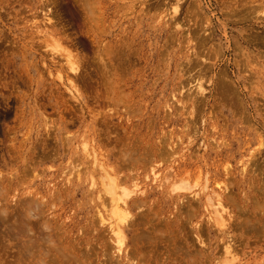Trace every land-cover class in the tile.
I'll return each instance as SVG.
<instances>
[{
	"label": "rangeland",
	"instance_id": "374dc122",
	"mask_svg": "<svg viewBox=\"0 0 264 264\" xmlns=\"http://www.w3.org/2000/svg\"><path fill=\"white\" fill-rule=\"evenodd\" d=\"M0 105V264H264V0H0Z\"/></svg>",
	"mask_w": 264,
	"mask_h": 264
},
{
	"label": "bare ground",
	"instance_id": "6f19581e",
	"mask_svg": "<svg viewBox=\"0 0 264 264\" xmlns=\"http://www.w3.org/2000/svg\"><path fill=\"white\" fill-rule=\"evenodd\" d=\"M44 1V0H43ZM49 1V0H48ZM84 1V0H83ZM51 4V3H50ZM49 4V5H50ZM47 5V4H46ZM45 5V6H46ZM84 5V4H83ZM85 8H87V7H85ZM86 10H88V9H86ZM174 12H176V11H174ZM89 13V12H88ZM47 14V13H46ZM91 14V13H90ZM228 15V14H227ZM45 16H47V15H45ZM45 16H44V18H45ZM49 16V15H48ZM240 17V16H239ZM176 18V17H175ZM248 20V19H247ZM244 21V20H243ZM48 22V21H47ZM177 22V21H176ZM179 23V22H178ZM47 24V23H46ZM175 24V23H174ZM44 25V24H43ZM46 26V25H45ZM45 26H44V28H45ZM48 27V26H47ZM52 27V26H51ZM192 34V33H191ZM207 37V36H206ZM53 38V37H52ZM196 38V37H195ZM194 37H193V39H195ZM203 38H205V37H203ZM208 38H209V34H208ZM240 38V37H239ZM261 38V37H260ZM200 39H202V38H200ZM257 39V38H256ZM203 40V39H202ZM197 41V40H196ZM204 41H205V39H204ZM204 41H203V43H204ZM209 41V40H208ZM260 41V40H259ZM58 44V43H57ZM56 44V45H57ZM59 44H60V42H59ZM207 44V43H206ZM262 44H263V42H262ZM201 45V44H200ZM65 46V45H64ZM241 46V45H240ZM58 48V47H57ZM61 48V47H60ZM65 49H66V47H65ZM64 51V50H63ZM72 51H73V49H72ZM116 51V50H115ZM71 53H73V52H71ZM117 54V53H116ZM74 55V54H73ZM62 57V56H61ZM114 57V56H113ZM201 58V57H200ZM76 59V58H75ZM118 60V59H117ZM200 60V59H199ZM60 61H63L62 59L60 60ZM192 61H193V59H192ZM191 61V62H192ZM58 62V61H57ZM79 62V61H78ZM54 63V62H53ZM68 63V62H67ZM199 63V62H198ZM56 64V63H55ZM71 64H73V63H71ZM75 64V63H74ZM79 64V63H78ZM70 65V64H69ZM80 65V64H79ZM119 65V64H118ZM192 65V64H191ZM200 65V64H199ZM60 66V65H59ZM62 66H65V64L64 65H62ZM74 66V65H73ZM193 66V65H192ZM196 66V65H195ZM207 66V65H206ZM72 67V66H71ZM203 67H205L204 65H203ZM209 67V66H208ZM211 67V66H210ZM66 69H67V67H65ZM191 69V68H190ZM209 69V68H208ZM68 70V69H67ZM78 70V69H77ZM206 70H207V68H206ZM64 71V70H63ZM74 71V70H73ZM72 71V72H73ZM197 71V70H196ZM195 71V72H196ZM79 72H80V70H79ZM61 73V72H60ZM75 73V72H74ZM199 73H200V71H199ZM64 74V73H63ZM68 74H70V73H68ZM78 74V73H77ZM59 76V75H58ZM67 77H68V75H66ZM75 76V75H74ZM73 76V77H74ZM222 77H223V75H222ZM68 79H70V78H68ZM222 79V78H221ZM71 80V79H70ZM72 82V81H71ZM223 85H224V83H223ZM221 86H222V84H221ZM190 89V88H189ZM198 89V88H197ZM195 92V91H194ZM193 94V93H192ZM191 94H189V96H190ZM197 95V94H196ZM203 96V95H202ZM201 96V97H202ZM196 98H197V96H195ZM194 97V98H195ZM198 101V100H197ZM1 106V105H0ZM200 109V108H199ZM1 156V155H0ZM94 160V159H93ZM117 174V173H116ZM1 177V176H0ZM111 177V176H110ZM113 177V176H112ZM114 178V177H113ZM121 179H123L122 177H121ZM128 180V179H127ZM114 181V180H113ZM9 183V182H8ZM120 185V184H119ZM134 185V184H133ZM121 186V185H120ZM132 186V185H131ZM12 187V186H11ZM134 187V186H133ZM4 190H6V189H4ZM109 190V189H108ZM111 190V189H110ZM115 190V189H114ZM121 190V189H120ZM119 190V192H121L122 193V191H120ZM1 191V190H0ZM112 191V190H111ZM118 191V190H117ZM133 191V190H132ZM137 191V190H136ZM119 192H118V194H119ZM113 193H115V192H113ZM117 194V195H118ZM126 195V194H125ZM130 195V194H129ZM5 197V196H4ZM53 197H54V195H53ZM129 197V196H128ZM135 197V196H134ZM219 197V196H218ZM8 198V197H7ZM27 198V197H26ZM32 198V197H31ZM110 199H111V197H109ZM118 198H119V196H118ZM3 199V198H2ZM1 199V200H2ZM21 199V198H20ZM25 199V198H24ZM33 199V198H32ZM32 199L31 200H29V198H27V199H25L26 200V202H23V204L21 205V203H19L20 205L19 206H22V207H20V208H22L21 209V215L23 216V223H24V225H23V223H21L22 221L21 220H19V223H21L23 226H25V228L23 229V230H21L22 232H21V238H22V240H21V243H19V244H21V251H23L22 253H23V258H25V259H29L30 257H31V255H37V258H39L42 254H43V250L45 249V247H43V245L42 244H40L41 243V240H39V238L41 237V235H42V233L40 232V228H36V224H40L41 222H38V221H35V219H34V221H35V223H32L31 222V220H30V218L32 217V218H35V217H37L38 215H39V213L41 212L40 211V208H41V205H43L41 202H36V200H34V201H32ZM46 199V198H45ZM113 199V198H112ZM120 199V198H119ZM128 199V198H127ZM126 199V200H127ZM0 200V201H1ZM114 200H116V199H114ZM122 200H124V199H122ZM13 201V200H12ZM30 201V202H29ZM104 201V200H103ZM32 202H34V203H32ZM43 202V201H42ZM116 202V201H115ZM114 202V203H115ZM145 202V201H144ZM143 202V203H144ZM111 203V202H110ZM130 203V202H129ZM139 203V202H138ZM142 203V202H141ZM217 203V202H216ZM52 204V203H51ZM55 204V203H54ZM116 204V203H115ZM119 204V203H118ZM121 204V203H120ZM134 204V203H133ZM132 204V205H133ZM146 204V203H145ZM2 205V204H1ZM113 205V204H112ZM144 205V204H143ZM18 206V207H19ZM125 206V205H124ZM137 206V205H136ZM140 206V205H139ZM6 207V206H5ZM108 207H109V205H108ZM115 207V206H114ZM11 208H13V207H11ZM141 208V207H140ZM8 209H10V208H8ZM37 209V210H36ZM47 209V208H46ZM136 209H138V207L136 208ZM5 210V209H4ZM11 210V209H10ZM18 210H19V208H18ZM35 210H36V212H35ZM118 210V209H117ZM120 210H121V208H120ZM124 210V209H123ZM223 211V210H222ZM14 212V211H13ZM142 212V211H141ZM146 212V211H145ZM150 212V211H149ZM20 213V212H19ZM18 213V214H19ZM122 213H124V212H122ZM140 213V212H139ZM142 213H144V212H142ZM7 214V213H6ZM44 214V213H43ZM8 215V214H7ZM20 215V216H21ZM122 215V214H121ZM125 215V214H124ZM222 215V214H221ZM21 216V217H22ZM40 216H42V214L40 215ZM117 216V215H116ZM43 217V216H42ZM42 217H40V218H42ZM49 217V216H48ZM109 217H111V216H109ZM142 217H144V215L142 216ZM10 218V217H9ZM31 218V219H32ZM38 218V217H37ZM126 218H128V217H126ZM1 219V218H0ZM12 219V218H11ZM18 219H19V217H18ZM21 219V218H20ZM125 219V218H124ZM140 219H141V217H140ZM139 219V220H140ZM3 220V219H2ZM48 220V219H47ZM54 220V219H53ZM58 220V219H57ZM127 220V219H126ZM143 220V219H142ZM248 220V219H247ZM223 221V220H222ZM127 222H128V220H127ZM140 222V221H139ZM17 223V222H16ZM15 223V224H16ZM46 223V222H45ZM50 223V222H49ZM54 223V222H53ZM117 223V222H116ZM249 223V222H248ZM4 224V223H3ZM21 224H19L18 225V227H17V230H18V228H20L19 226L21 225ZM44 225V224H43ZM51 225H52V223H51ZM58 225V224H57ZM57 225H55V226H57ZM127 225L129 226V224L127 223ZM126 225V226H127ZM10 226V225H9ZM45 226V225H44ZM1 227V226H0ZM28 227H30V229H28ZM113 227H114V225H113ZM16 228V227H15ZM31 228H32V230H33V232H34V235H35V238H31V239H35L34 241H32L31 242V239H29L30 237H29V234L31 233V231H30V233L29 232H27V231H29V230H31ZM241 228V227H240ZM263 228V227H262ZM9 230V229H8ZM48 230V229H47ZM55 230V229H54ZM60 230V229H59ZM116 230V229H115ZM118 230V229H117ZM162 230V229H161ZM251 230H252V228H251ZM42 231V230H41ZM53 231V230H52ZM39 232H40V234L41 235H39ZM49 232V231H48ZM58 232V231H57ZM64 232V231H63ZM248 232V231H247ZM252 232V231H251ZM254 232V231H253ZM4 233V232H3ZM12 233V232H11ZM14 233V232H13ZM29 233V234H28ZM46 233V232H45ZM62 233V232H61ZM260 233H262V231L260 232ZM1 234V233H0ZM10 234V233H9ZM16 234H17V232H16ZM33 234V233H32ZM161 234V233H160ZM245 234H246V232H245ZM51 235V234H50ZM53 235V234H52ZM57 235V234H56ZM67 235V234H66ZM249 235H250V233H249ZM38 236H40V237H38ZM43 236V235H42ZM1 237V236H0ZM6 237V236H5ZM27 237H29L28 239H27ZM54 237V236H53ZM59 237V236H58ZM62 237V236H61ZM140 237V236H139ZM141 237H142V235H141ZM43 237H41V239H42ZM54 238H56V237H54ZM68 238V237H67ZM116 238H117V240L120 238V236L119 235H116ZM134 238V237H133ZM6 239V238H5ZM11 239V238H10ZM13 239V238H12ZM59 238H57L56 240H58ZM63 239V238H62ZM137 239V238H136ZM233 239V238H232ZM47 240V239H46ZM61 240V239H60ZM60 240L58 241V242H60ZM67 240V239H66ZM11 241V240H10ZM232 241V240H231ZM42 242H43V240H42ZM118 242H120V241H118ZM121 243V242H120ZM51 244V243H50ZM57 244V243H56ZM48 245V244H47ZM53 246V245H52ZM113 246V245H112ZM237 246V245H236ZM114 247V246H113ZM117 247V246H116ZM116 247H114V248H116ZM51 248V247H50ZM56 248V247H55ZM54 248V249H55ZM233 248V247H232ZM235 248V247H234ZM74 249V248H73ZM112 249V248H111ZM230 249V246H227L226 247V249H225V253L226 254H230L231 253V250H229ZM236 249V248H235ZM57 250V249H56ZM69 250V249H68ZM75 250V249H74ZM128 250V249H127ZM4 251V250H3ZM12 251V250H11ZM19 251V250H18ZM45 252L47 251V249L46 250H44ZM119 251H120V248H119ZM8 252V251H7ZM47 252H49V249H48V251ZM134 252V251H133ZM223 252V251H222ZM234 252H236V251H234ZM4 253V252H3ZM50 253V252H49ZM52 253V252H51ZM62 253V252H61ZM14 254V253H13ZM46 254H48V253H45L44 254V256L46 257ZM57 254V253H56ZM109 254V253H108ZM120 254V253H119ZM133 254V253H132ZM135 254V253H134ZM16 255V254H15ZM62 255H63V253H62ZM67 255V254H66ZM69 255H70V253H69ZM69 255H67V256H69ZM14 256V255H13ZM43 256V257H44ZM49 256V255H48ZM64 256V255H63ZM15 257V256H14ZM17 257V256H16ZM42 257V256H41ZM54 257V256H53ZM62 257V256H61ZM74 257V256H73ZM219 257V256H218ZM221 257V256H220ZM48 258V257H47ZM55 258V257H54ZM66 257H64V259H65ZM69 258V257H68ZM114 258V257H113ZM127 258V257H126ZM35 259V258H34ZM67 259V258H66ZM70 259V258H69ZM210 259V258H209ZM54 260V259H53ZM56 260V259H55ZM68 260V259H67ZM71 260V259H70ZM105 260V259H104ZM43 261V260H42ZM50 261V260H49ZM61 261H62V259H61ZM48 262V261H47ZM65 262V261H64ZM111 262V261H110ZM115 262V261H114ZM205 262V261H204ZM237 262V261H236ZM34 264H38L37 262H33ZM43 263V262H42ZM118 263V262H117ZM25 264V263H24ZM27 264H31V263H27ZM46 264V263H45ZM54 264V263H53ZM68 264H69V261H68ZM107 264V263H106ZM109 264V263H108Z\"/></svg>",
	"mask_w": 264,
	"mask_h": 264
}]
</instances>
